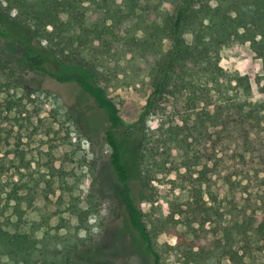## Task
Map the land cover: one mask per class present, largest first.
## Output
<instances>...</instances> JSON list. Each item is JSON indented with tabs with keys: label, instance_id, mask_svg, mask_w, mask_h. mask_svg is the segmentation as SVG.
Here are the masks:
<instances>
[{
	"label": "trees",
	"instance_id": "16d2710c",
	"mask_svg": "<svg viewBox=\"0 0 264 264\" xmlns=\"http://www.w3.org/2000/svg\"><path fill=\"white\" fill-rule=\"evenodd\" d=\"M152 1L6 0L0 4V74L15 78L29 71L90 102L77 121L93 149L99 143L87 134L96 118L102 121L96 128L109 150L113 196L150 264H162L163 251L139 200L159 174L181 168L202 225H222L217 245L200 239L205 245L187 252L188 263L264 264V103L249 101L247 76H231L221 66L225 45L249 42L264 71V0H204L160 23L151 19ZM166 40L167 55L147 69L151 92L144 106L146 115H158L162 123L155 134L138 139L98 84L101 69L120 59L150 62ZM126 140L139 142L132 162L124 153ZM26 188L16 183L9 192L15 219L0 222V264H81L79 249L50 251L24 230L22 204L31 208L34 199L30 191L23 195ZM70 210L85 228L89 211L77 205Z\"/></svg>",
	"mask_w": 264,
	"mask_h": 264
},
{
	"label": "rangeland",
	"instance_id": "374dc122",
	"mask_svg": "<svg viewBox=\"0 0 264 264\" xmlns=\"http://www.w3.org/2000/svg\"><path fill=\"white\" fill-rule=\"evenodd\" d=\"M202 1L153 0L149 5L151 19L160 23L183 6L197 9ZM0 4L6 6V0H0ZM186 40L191 43L192 35L187 34ZM40 42L46 44L43 39ZM170 45V41H164L150 62L132 64L120 59L101 69L104 76L98 84L138 139L155 134L162 123V117L144 112L151 92L147 69L167 55ZM6 48L12 55L13 51ZM221 66L231 76H247L252 87L249 101L264 103L263 65L249 42L230 41L225 45ZM75 94L71 88L55 86L29 71L15 78H10L8 71L0 74V222L15 219L11 209L14 203L9 202L8 195L16 183L24 184L27 188L23 195L30 191L34 197L31 208L27 202L22 204L26 211L24 230L32 232L50 251L77 248L81 264H150L148 251L126 227L119 201L113 196L109 150L102 140L103 131L98 129L102 121L94 120L98 128L88 125L93 131L87 135L99 143L93 149L77 121L79 114L90 111V102ZM125 144L124 153L132 162L139 142L126 140ZM184 172L181 168L159 174L143 192L146 198L139 200L145 222L162 247V264H193L188 263L187 252L199 251L205 245L200 239H209L214 248L222 236L219 222L202 225V217L190 207L192 186L185 182ZM72 205L89 211L85 228H79L78 217L71 214ZM216 258H220L219 252Z\"/></svg>",
	"mask_w": 264,
	"mask_h": 264
}]
</instances>
